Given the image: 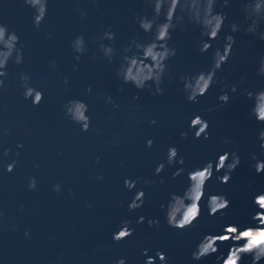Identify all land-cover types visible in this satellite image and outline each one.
I'll return each instance as SVG.
<instances>
[{"label":"water","instance_id":"95a60500","mask_svg":"<svg viewBox=\"0 0 264 264\" xmlns=\"http://www.w3.org/2000/svg\"><path fill=\"white\" fill-rule=\"evenodd\" d=\"M241 8V0H229L227 6L217 0L215 11L223 13L225 21L205 53L199 51L205 39L199 26L185 21L172 30L168 44L176 54L168 61L162 94L151 95L148 89L123 84L115 75L123 49L133 40L151 39L136 23L137 16L152 15L144 0H48L38 28L33 26V10L23 0H0V24L17 35V47L23 51V62L10 61L7 76L0 78L4 80L0 104L6 106L0 112V128L8 130L0 145L10 149L0 160V264H116L121 258L125 264H144L145 250L154 264H160L157 251L165 254L167 264H215L217 256L227 254L230 243L218 244L215 255L193 261L191 253L203 236L223 234L228 225L240 230L255 226L250 220L257 211L252 199L264 192V173L257 174L251 165L253 156L264 160L257 139L264 125L251 116L252 101L244 92L264 88V76L257 75L264 40L243 31L230 32L231 24H244ZM80 10L86 13L84 19ZM106 29L115 33L111 43L116 54L111 61L99 50V37ZM228 34L235 38L228 63L217 72L206 95L188 102L181 77L206 71L212 53L222 48ZM81 35L86 51L77 61L71 41ZM22 73L43 95L35 106L23 98ZM241 76L246 79L238 92L219 105L221 88L227 90ZM89 87L91 91H85ZM105 96L114 103H106ZM71 99L87 104L91 121L87 131L64 114L62 106ZM195 115L208 121L206 140L193 139L194 130L188 128ZM151 120L156 123L150 124ZM182 131L188 133L183 139ZM149 139L152 146L146 147ZM172 146L177 158L183 157L182 165L166 164ZM224 152L240 157L230 180L219 183L216 177L224 173L214 170L204 187L199 218L182 230L169 227L161 204L170 194L183 192L189 171L209 161L215 165ZM13 161L12 172H6L5 165ZM160 163L165 168L157 175L154 170ZM180 167L184 173L173 179ZM30 177L36 180L35 190L28 188ZM125 179L136 181L133 190L124 187ZM56 184L59 192L53 190ZM137 190H143L144 204L128 211ZM209 194L228 199L223 215L208 214ZM140 216L144 223L137 224ZM149 219L159 220V225L150 227ZM125 221L130 222L132 235L113 241L112 234ZM249 259L244 257L241 264Z\"/></svg>","mask_w":264,"mask_h":264},{"label":"clouds","instance_id":"9594fccd","mask_svg":"<svg viewBox=\"0 0 264 264\" xmlns=\"http://www.w3.org/2000/svg\"><path fill=\"white\" fill-rule=\"evenodd\" d=\"M48 0H23V3L33 10V26L39 27L43 21L47 11ZM151 8L152 15L137 16L136 23L140 30L151 34V39L147 42H139L133 40L127 47L123 49L121 62L116 70V78L123 84H130L137 90L148 89L151 95H160L163 92L162 84L164 76L168 68V61L175 56L176 50L169 46L168 41L171 38V31L177 26L183 27L185 21L187 23L199 26L201 36L205 39L201 40L199 51L201 53L208 52L212 47L211 41L215 40L223 28L225 16L223 13L215 11L217 0H144ZM229 0H224V5H228ZM242 14L244 24L238 25L233 23L230 25V32L235 33L243 31L246 34L256 37L259 40H264V0H241ZM163 16L161 21L159 18ZM86 13L80 10V17L84 19ZM115 39V33L110 29H106L99 37V50L102 55L111 61L116 54V50L112 46V41ZM108 41V44L103 41ZM18 37L14 32L8 31L6 25L0 24V78L7 76V65L12 63L19 65L23 62V51L17 47ZM235 38L228 34L224 37L222 48L216 49L211 56V62L208 69L196 72L194 74L181 77V90L185 98L190 103L198 102V98L207 94L208 89L216 83V74L222 67L228 63L229 57L232 54ZM71 47L75 53L74 59L79 60L81 55L86 51V42L84 37L76 36L71 41ZM128 53H131L129 55ZM53 69L55 62H51ZM257 75L264 76V56H261L257 66ZM246 77L241 76L237 83L231 85L225 90L221 88V94L217 97L218 104H227L230 100V93L238 92L239 84L245 81ZM30 77L26 74L20 75L21 87L24 89L23 98L31 100L35 106L42 100L43 95L37 89L29 85ZM67 79L64 84L67 85ZM4 86V80L0 79V89ZM85 91L90 92L91 87ZM247 99L252 101L251 116L261 125H264V88L259 90H246L244 92ZM139 97L133 96L136 100ZM106 103H114L111 96L104 97ZM64 114L72 122L80 126L81 131H87L90 126V117L87 115L88 106L81 100H68L63 106ZM6 111V106L0 104V112ZM150 124H155V120L149 121ZM208 121L202 119L199 115L193 116L189 121L188 128L194 130L192 132L193 139H200L202 136L206 140L209 138L207 132ZM8 130L0 128V137L6 136ZM188 133L182 131L181 138L187 137ZM257 139L259 147L264 150V128L258 132ZM153 141L151 139L145 142L146 147H151ZM17 148L23 147L21 144L16 145ZM10 149L0 145V160H3L9 155ZM18 156L19 153L17 152ZM178 157L176 147L172 146L166 152V164L168 166L182 165L183 157ZM230 157V159H229ZM254 163L251 165L257 174L264 173V160H259L255 156L252 157ZM15 161L5 165L6 172H12ZM240 164V157L236 152H224L219 155L215 165L211 161L205 163L202 167L192 169L187 173V185L181 194L172 193L169 196L166 204H161V209L164 212L165 223L175 229H184L190 227L200 215V201L204 195V187L207 181L212 177L213 171L221 172L223 175L216 177L221 184H226L231 173ZM165 168V163H160L156 166L154 173L160 174ZM184 168H176L172 173V178L180 176L184 173ZM147 183V182H146ZM124 187L131 191L135 188L136 181L125 179ZM28 188L35 190L36 180L30 177ZM53 190L60 191V185L53 186ZM143 190H137L128 203V211L140 209L144 204ZM252 203L257 209L250 216V220L255 226H247L240 230L236 225H228L223 228V234L220 235H205L196 245L191 253L193 261H201L208 256H213L218 252V244L230 243L227 254L217 256L215 264H241L244 257H250L247 264H264V192L256 194ZM229 205L228 199L222 194H209L206 207L208 214L215 215L220 212L223 215V210ZM22 210V208H21ZM3 213L0 212V216ZM143 216L137 217L136 223H144ZM129 221L121 224L118 231L112 234L113 241H120L132 235L133 229L130 228ZM148 225H159V220L149 219ZM28 233H25L27 236ZM146 259L144 264H154V258L147 256V250L144 251ZM155 259L160 261V264H167V257L164 253L157 251ZM116 264H125L123 258L116 261Z\"/></svg>","mask_w":264,"mask_h":264}]
</instances>
